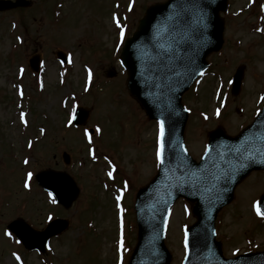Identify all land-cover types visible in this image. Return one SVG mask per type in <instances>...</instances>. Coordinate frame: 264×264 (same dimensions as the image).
<instances>
[{"label":"rangeland","instance_id":"rangeland-1","mask_svg":"<svg viewBox=\"0 0 264 264\" xmlns=\"http://www.w3.org/2000/svg\"><path fill=\"white\" fill-rule=\"evenodd\" d=\"M156 1L164 0H32L30 7L0 12V264H126L136 241L135 195L157 168L159 126L129 95L118 55ZM53 8L62 13L56 22ZM223 18L222 49L208 57L206 73L183 95L185 143L197 160L208 131L220 125L235 135L264 103V0H228ZM58 50L69 54L66 67ZM32 55L41 58L38 73L28 66ZM240 66L241 88L231 94V75ZM78 105L89 115L75 127L67 120ZM44 169L69 174L82 189L69 208L54 205L33 180ZM263 193L264 171H253L218 213L225 256L264 250V216L253 207ZM18 217L36 229L55 217L68 226L39 253L6 235V224ZM194 220L190 204L178 200L166 227L170 264L181 263L183 231ZM117 222L126 247L117 245Z\"/></svg>","mask_w":264,"mask_h":264},{"label":"water","instance_id":"water-1","mask_svg":"<svg viewBox=\"0 0 264 264\" xmlns=\"http://www.w3.org/2000/svg\"><path fill=\"white\" fill-rule=\"evenodd\" d=\"M227 0H167L149 6L132 37L125 41L120 59L127 69V88L149 118L163 123L160 166L156 176L136 196L138 240L128 264H169L164 228L170 207L184 196L194 203L197 221L186 231V255L182 264H264V251L226 259L215 240L217 212L233 198L236 184L250 171L264 168V107L251 125L232 137L221 128L208 134V146L200 162L183 145L187 118L181 95L206 66V56L222 44L224 21L219 12ZM29 0H0V11L27 6ZM171 17V19H169ZM163 45V47H161ZM37 58L32 61L36 68ZM242 71L236 73V91ZM79 109L76 123L86 117ZM66 181L62 189L48 182L52 177ZM42 186L54 190L56 198L69 207L78 188L66 174L43 171L36 175ZM264 213V194L259 201ZM68 225L65 219L51 221L43 231L33 230L21 219L9 224L26 247L44 250L46 241ZM32 237L38 239L31 244Z\"/></svg>","mask_w":264,"mask_h":264},{"label":"snow or ice","instance_id":"snow-or-ice-1","mask_svg":"<svg viewBox=\"0 0 264 264\" xmlns=\"http://www.w3.org/2000/svg\"><path fill=\"white\" fill-rule=\"evenodd\" d=\"M169 19H171V17H169ZM117 27H118V28L120 27L119 22H117ZM123 37H124V31H123V29L121 28V30H120V38H121V40H123ZM161 47H163V45H161ZM22 71H23V69H21V72H22ZM202 74H203V73H201V75H202ZM89 75L91 76V74H89ZM23 119H24V114L21 113V120L23 121ZM69 122H71V121H69ZM97 131H99V129H98ZM86 134H87V133H86ZM160 134H161V136H163V123H162V122H160ZM157 158H158V159L160 158V151L157 152ZM25 163H27V161H25ZM108 175L111 176V172H109ZM31 177H32V173H28V180H30ZM24 187H25V188L29 187V184H28L27 180L25 181ZM51 195H52V194L49 193V196H51ZM118 199H119V197H118ZM53 203H55L54 200H53ZM253 207L255 208V210H256V214H257L258 216H264V213H261L260 208H259L257 205H253ZM6 235H9V234L6 233ZM120 246L123 247V242H122V241L120 242ZM17 259H19V258H17Z\"/></svg>","mask_w":264,"mask_h":264}]
</instances>
